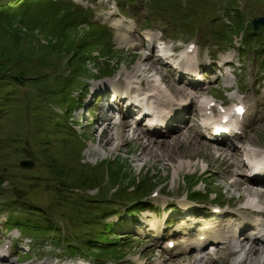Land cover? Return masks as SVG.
<instances>
[{
	"label": "rangeland",
	"instance_id": "1",
	"mask_svg": "<svg viewBox=\"0 0 264 264\" xmlns=\"http://www.w3.org/2000/svg\"><path fill=\"white\" fill-rule=\"evenodd\" d=\"M53 1L0 0V64L7 63L10 69L20 71L27 60H34L33 68L47 72L36 78L11 76V88L5 91L0 87V244L21 233L15 227L3 226L6 218L22 217L35 231L22 236H27L25 241H33L30 252L22 255L18 247L14 248L15 255L0 260V264H34L55 255L64 259L71 256L68 247L86 254L73 264H155L162 259L180 264L168 253L159 256L160 240L138 234L149 235L133 225L138 219L134 214L142 218L151 212L162 218L175 210L168 215L173 219V215L179 217L175 204H188L192 212L208 219L207 211L213 205L221 209L248 205L229 186L234 178L241 179L243 186L249 183L241 170L231 167L234 175L229 177L225 166L216 160L215 145L224 142H209L196 135L191 149L185 147L188 143L171 149L180 156L171 162L145 156L136 160L140 150L128 138L121 150L113 149L108 156L98 143V130L94 133L87 127L91 118L84 120L85 126L77 119L81 121L83 113L94 108L87 103L95 97L88 94L91 85L101 84V79H117L119 73H132L126 68L144 61L138 54L142 48L135 41L123 40L124 33L115 28L116 18L129 17L136 22V26H127L131 34L149 28L153 35L172 41L182 55L189 54V43L195 44L196 55L191 54L185 62L177 60L190 71L198 68V60L201 71L211 79L201 85L193 109H199L203 99H215L226 107L242 101L258 120L251 124L247 135L257 139V147L264 150V26L254 29L252 24L264 16V0H119L118 4L115 0H65L83 14L78 18L80 24L67 28L65 38L52 27L53 20L60 16L62 0L56 6ZM185 9L192 13L181 15ZM106 13L112 16H102ZM98 23L107 29V42L94 37ZM146 59L141 64L152 66L149 78L161 79L162 85H170L171 93L177 96L181 87L170 73L153 56ZM224 61L232 66L228 74L226 67L219 68ZM218 71L222 76L213 80ZM9 73L0 71V85ZM94 77L100 80L96 82ZM9 96H13L11 101L3 105ZM100 102L98 99L97 107ZM115 123L112 127L120 124ZM184 131L194 136L200 129L193 125ZM143 134V142L147 136L151 142V138L164 139L158 134ZM124 135L127 137L129 132ZM198 150L200 155L192 156ZM165 151L168 156L173 154ZM153 154L158 153L154 150ZM24 161H28L27 166L21 165ZM95 161L98 163L93 165ZM165 204H173L169 206L172 210L163 211L161 205ZM150 206L152 210L146 208ZM182 208L178 207L185 212L183 216H188ZM36 212V219L28 220ZM111 223L119 227L99 231ZM175 228L172 224L167 231ZM33 234L42 235L38 239L44 240L36 241ZM96 239L98 242L93 243ZM229 257L222 259V264H232Z\"/></svg>",
	"mask_w": 264,
	"mask_h": 264
},
{
	"label": "bare ground",
	"instance_id": "2",
	"mask_svg": "<svg viewBox=\"0 0 264 264\" xmlns=\"http://www.w3.org/2000/svg\"><path fill=\"white\" fill-rule=\"evenodd\" d=\"M113 13V12H111ZM105 17V15H103ZM118 26L123 25V23L121 22H117ZM124 33V37L123 40L128 41V42H133L134 40V36H133V32L131 34V32L127 29L126 25L122 26V30ZM142 57V56H141ZM142 59L144 61L141 62H146V57H142ZM158 61V60H157ZM141 62L137 63L136 65H134L131 69L130 68H126L127 70H130V72L132 73H127V74H121L119 73V78L118 81H126L129 85V87L131 88V91H136L137 88L132 85L134 83V79L136 77H139L141 74H146V72H150L151 70H153L151 67L152 66H148V68L143 67V65L141 64ZM159 63V62H158ZM229 62L224 61V64H228ZM151 68V69H150ZM181 69V68H179ZM198 70H195L194 72L196 73V75H198L199 72H197ZM139 73V74H138ZM170 75L171 72L169 71ZM138 74V75H137ZM190 74V73H188ZM195 75V76H196ZM184 77V76H182ZM180 77V78H182ZM192 78L188 77V85L189 87H191V82H192ZM198 81V80H197ZM187 82V81H185ZM174 83L176 84V82L174 81ZM177 85V84H176ZM196 86H192L190 89H185L183 86H179L181 87L180 92H178L177 96H174L168 85V92L174 96V99H169L167 96V94L165 92H163L162 90H160L159 88H149L146 87L145 85L142 84L141 89H147L150 91H153V93L149 96H147V98L149 99V101H151V97L152 98H159L162 99L163 102L160 105V111L162 113H167L168 111H170L171 106L172 105H176V109H181L184 106L190 107L189 109V115H191L190 118H196L198 117V112L197 109H193V106L196 105L194 104L195 102V98L197 99V94H198V90L201 89L200 87L201 84L198 81V83L195 84ZM154 87V86H153ZM167 89V88H166ZM183 91V92H182ZM94 93H96V95H100V94H104L107 92V88L101 89L98 86L94 87L93 90ZM186 97L188 99H186ZM193 109V110H191ZM161 117H164L166 114H160ZM115 116V115H114ZM243 120L246 121L247 127L245 129V136L246 137V143L249 146H257V139H253L251 136V134L247 135V132L249 130V128H251V124L256 123L258 120L254 117V115L250 112V110H247L246 113H244L243 115ZM120 123V124H119ZM118 126L116 127H112V125H115L117 123L113 122V119H106L105 121H102V123L100 124L102 126V130H101V134L98 140V143L102 144V148L108 153V156L110 153L113 152V149H117V150H121V146L125 145L126 143H128V138L132 140V144L134 145V147H136L137 149L140 150V154L137 156V159L141 160L142 156L148 157V158H155V160L159 161V160H163L166 159L168 161L173 162L175 157H180L178 153L172 152V148H177V146H179L180 144L185 145V143H188L185 147H187L188 149H191L192 143L195 142L196 140V135L200 137L203 136V133H195V135H188L184 132H182L183 130H186L188 128V126L184 125L183 127L177 129L175 132L169 134L167 137H161L164 138L163 140H158L157 138H151L154 139L152 142L149 141V136H147L148 138L146 139L145 142L141 141V133L139 132L137 129H134V131H132L131 133L128 131V126L126 124V122L121 121L119 122ZM156 125V124H155ZM195 125L199 126L198 122H195ZM88 126L90 127L91 130H93L91 123L88 124ZM95 130V128H94ZM164 131V130H163ZM129 135L126 137L124 134L128 133ZM181 135H177L180 134ZM143 134V133H142ZM143 135H146V133H144ZM168 139H172L167 141ZM116 145V146H113ZM238 145L240 146L241 144ZM181 146V147H182ZM216 147L214 148L215 152H216V160L218 162L221 163L222 166H225V168L227 169L226 173L227 175L233 176L234 173L233 171H231V167H235L236 169H241V162H242V151L238 148H231V147H224L221 144H216ZM157 151L158 154L154 155L153 151ZM165 150H169V152L172 154L171 156H168L167 154H164L166 151ZM94 153V152H93ZM199 156L200 152L199 150L196 153H193L192 156ZM108 156L106 158H108ZM190 156V158L192 157ZM103 158H101L99 161H102ZM96 165L98 163V161L94 162ZM180 166H184L185 164L183 162H179ZM263 165H260V169L263 168ZM243 169V168H242ZM237 174V171L236 173ZM229 186L233 188V190L235 192L238 193L239 198L245 200L248 202V204L250 205H246L247 207H245V209H241V208H227V209H221L217 214H214V216L216 217L215 221H218L217 223H215L214 225H227L229 226H234V223L238 222V220L240 218H242L243 216H249L250 212L249 209L254 205L251 204L249 202V197L253 196L255 198V202L261 206L264 207V183L261 184H255V183H251V184H247L246 186H243L241 179H232L229 182ZM186 201V200H185ZM182 203V202H180ZM169 206H173V204H167ZM165 206V205H164ZM161 205V208L164 207ZM168 206V207H169ZM176 206V205H175ZM158 209V208H156ZM172 208H170L168 211H171ZM172 215L173 211L169 212V214L164 213V217L163 219L166 218L165 215ZM135 215V214H134ZM151 216V212H149L148 214H146L144 217H150ZM208 216V213H207ZM187 216H185L186 218ZM181 219H178L177 217L173 218L172 222L173 224L177 227V230H179L180 232L189 230L188 226L186 225V222L184 221L183 217H180ZM170 219L169 216H167L166 220ZM109 223V222H108ZM153 229L157 230L155 227L162 225L163 226H168L169 223L168 222H164V223H150L149 224ZM118 225L115 224V228H114V224L111 223L110 225H108L106 228L107 230L111 231L112 229L116 230ZM211 226V225H210ZM203 228H208L207 227H203ZM176 231V229H174ZM202 230V229H201ZM206 230V229H205ZM200 234L205 235V232H200ZM208 235H205V241L209 242V240L211 239V234L214 236H220V233H207ZM210 234V235H209ZM156 237V234H154ZM205 241H200L197 242L196 245V249L193 247L192 243L193 241H184V245L183 248H188V250L186 251L185 254H178L177 256H175V254L173 253L172 256L176 257V261H179L180 264H222L221 260L225 259L228 255H232L229 258H231V262L232 264H264V243L260 241L259 238L257 237H253L249 239V242H245V244L243 245L241 243H239L236 247L237 251L234 253V251L232 250V248H230V246L227 244V240L221 238L219 239H214L213 242L211 243L212 246H207L208 244L205 243ZM175 245L174 247H177L179 245L178 242H174ZM165 245V244H164ZM208 247H212L213 251L210 252L209 249H207ZM182 248V249H183ZM242 249L246 252V254L244 255V257H241V259H239L237 262L234 259V256L239 253L240 251H242ZM6 251H8V253L12 252L11 249H5ZM4 250V251H5ZM175 251H177V249H174ZM5 253V252H2ZM198 257H197V256ZM3 256V255H1ZM12 256V254L10 253L8 258H10ZM186 256V257H183ZM1 258V257H0ZM179 258V259H178ZM170 263L166 262L164 259L159 260L158 263L155 264H174L172 263L174 260H169Z\"/></svg>",
	"mask_w": 264,
	"mask_h": 264
},
{
	"label": "trees",
	"instance_id": "3",
	"mask_svg": "<svg viewBox=\"0 0 264 264\" xmlns=\"http://www.w3.org/2000/svg\"><path fill=\"white\" fill-rule=\"evenodd\" d=\"M15 1H16L15 3H21V2H23L25 0H15ZM51 1H53V0H51ZM60 1L61 0H54L53 1V5L56 6V4L59 3ZM155 1H157V0H155ZM60 3H61V6L58 7L60 9V11H59L60 12V16L57 19L53 20L52 27H53V29H57L63 35V38H65L66 37L65 33H66L67 28L70 26L69 28L72 29V27L74 25H77L79 23L78 22V18L82 17L83 14L79 13L81 10H79V8L75 7L74 6L75 4H73L72 2L62 0ZM4 5L5 4H2L1 7H4ZM153 8L154 9H158V7H155V6H153ZM98 26H100V25H98ZM107 35H108V33H107V31L105 29L99 28L97 33H95L94 37H96L99 40H102L103 42H107V40H108L107 39ZM45 52H47V51H45ZM45 52H43V54H44L43 55V60L45 58ZM33 62H34V60H32V61L27 60L26 63L23 66H21L22 68L19 69L20 71H14V70L10 69L9 66H7V63H4L2 65L0 64V71L6 70V71L10 72L9 73L10 76L9 75H5L4 76L6 81L4 83H2L0 85V87L4 88L5 91H7V89L11 88V86L8 85V82L11 79V76L23 78V76L28 75L31 78H36L37 76L45 75L47 73V72H40L39 70L33 68ZM28 70H30L31 73L28 72ZM80 77H82V76H80ZM12 97L13 96H9L8 97L9 99L8 100H4L5 103L4 104L2 103V104L3 105H7L6 101H8V102L11 101ZM0 100H1V97H0ZM3 107L5 108L4 112L8 114L9 113L8 108L6 106H3ZM14 204L15 203H13V205ZM38 207H41V206L38 205ZM37 214H39V212L38 213L36 212V214H33V215L29 216L28 220H30V221L31 220H35ZM13 219L14 218H9L8 222L11 223L10 221H13L12 223H14L15 225L19 226L23 230L30 231V226H32V225L27 223L26 219H24L22 217L20 218V221L18 219H17L18 221L16 219L15 220H13ZM44 222H45V220H44ZM106 227H104L102 229H104V230L106 229L107 230ZM102 229H100L99 231H101ZM49 231H52V230L50 229ZM99 231L97 233H99ZM82 235H85V234H82ZM82 237H86V236H82ZM96 238L99 239V238H102V236L101 237H96ZM84 240H87V237ZM87 241H92V239H88ZM97 242L98 241L96 239L95 242H93V243H97ZM70 251H71V253H74V252L77 251V248H75V247L71 248L70 247ZM93 257L96 260H99V257H95V256H93Z\"/></svg>",
	"mask_w": 264,
	"mask_h": 264
},
{
	"label": "water",
	"instance_id": "4",
	"mask_svg": "<svg viewBox=\"0 0 264 264\" xmlns=\"http://www.w3.org/2000/svg\"><path fill=\"white\" fill-rule=\"evenodd\" d=\"M253 28L257 29V27H259V25H264V16L257 18L256 20L253 21ZM22 166H27L28 165V161H24L21 163Z\"/></svg>",
	"mask_w": 264,
	"mask_h": 264
}]
</instances>
